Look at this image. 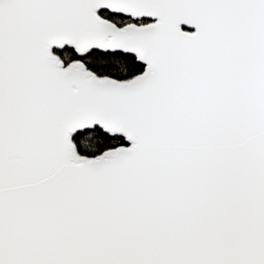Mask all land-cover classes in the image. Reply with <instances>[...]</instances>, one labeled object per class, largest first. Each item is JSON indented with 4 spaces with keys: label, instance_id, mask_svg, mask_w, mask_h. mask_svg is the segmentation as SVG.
Instances as JSON below:
<instances>
[{
    "label": "snow or ice",
    "instance_id": "1",
    "mask_svg": "<svg viewBox=\"0 0 264 264\" xmlns=\"http://www.w3.org/2000/svg\"><path fill=\"white\" fill-rule=\"evenodd\" d=\"M0 264H264V0H0Z\"/></svg>",
    "mask_w": 264,
    "mask_h": 264
}]
</instances>
